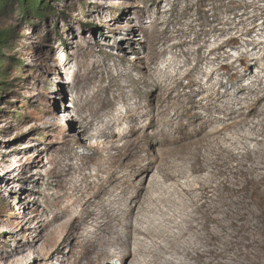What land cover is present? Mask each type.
<instances>
[{
    "label": "rangeland",
    "instance_id": "374dc122",
    "mask_svg": "<svg viewBox=\"0 0 264 264\" xmlns=\"http://www.w3.org/2000/svg\"><path fill=\"white\" fill-rule=\"evenodd\" d=\"M48 5L42 18L17 5L0 17L13 30L0 75V264H128L84 243L119 192L110 170L140 159L119 157L128 140L162 166L152 215L184 228L188 264H264V116L215 132L264 88V0ZM190 165L200 170L178 174Z\"/></svg>",
    "mask_w": 264,
    "mask_h": 264
},
{
    "label": "bare ground",
    "instance_id": "6f19581e",
    "mask_svg": "<svg viewBox=\"0 0 264 264\" xmlns=\"http://www.w3.org/2000/svg\"><path fill=\"white\" fill-rule=\"evenodd\" d=\"M259 91L256 93V100L254 103L255 105L250 108V111H248L247 113L239 114L243 116V118H240L241 120L239 119L231 123L223 124L222 126L215 129V132L221 133L222 129H226L234 123L246 121L245 118L255 110L258 116H264V101L261 102L264 99V88H260ZM169 95L170 88L165 87V95H163L162 99H159V101H161L160 105L156 108V116L158 114L161 115L162 113H165V110L169 105ZM162 101H165V104L162 105ZM256 104L259 106L258 108L256 107ZM132 114L133 116L131 117L133 119L137 118L136 112ZM153 116L151 117L152 119L150 118V122L153 120ZM169 119L173 120L174 117L170 115ZM260 121L261 120L259 119L257 123H259ZM152 125L155 126V124ZM107 128L112 129L113 125H106V131ZM105 129H101V131L99 132L102 133V135H107ZM129 130L134 131V127H123L119 129L118 135L125 136V133ZM114 134L115 132L112 129L110 135L113 136ZM118 149L119 157H121L123 154L127 155L130 152L129 157L131 156L136 157L135 159H140L134 160L135 162L133 163L129 162V160L123 159L120 163V171H114L113 168L110 170L111 183L116 180L114 178V174L116 172L120 173L119 179H117L116 184L113 185L114 188L119 189V192L117 193V196L115 198L110 200L111 204L113 205L110 206L109 212L105 210V205L102 203L101 206H103L104 213H99L98 218L100 220L94 219L91 223L97 231L93 236L94 240L92 241L90 239H85L84 243H86V245L90 246L91 248H94L90 251L98 256H101L100 259L104 257H121L128 260L131 257L130 262L132 263L129 262L128 264H188L187 260L193 258L194 256L191 253V248L189 249L188 247H186V245L179 247L178 244V242L181 241L179 240L180 237L184 236L185 234L184 228H181V230L175 232L174 220H171V222L168 223H163L160 221H156L155 217L152 215L154 213V209H156V201L159 200V196L157 195V193L162 188L160 182L161 180L159 178V176H162L160 175L162 166L160 165L157 157H140L137 146L131 145L129 143V140L126 141L125 144H123ZM198 154H195L194 156L195 162L199 161L200 156ZM199 170L200 168H198L197 166L190 165L187 168H181L177 171L178 174H183L186 171L194 174ZM129 173H132L134 176L133 181H131V185L133 186V189H135V191L134 195L127 199L126 195L129 193V190L123 185V183L124 180L128 178L127 175ZM163 177L170 178V172L163 173ZM147 180L148 184L146 185ZM104 189L105 188L102 187L101 191H104ZM182 190L186 193H189L190 191L193 192L195 188L192 189L191 187H182ZM163 197L160 196V198ZM101 234H108V236L103 237L101 236ZM139 235H141L142 237H140ZM107 245H111L113 246V248L107 249ZM179 256L181 258H179Z\"/></svg>",
    "mask_w": 264,
    "mask_h": 264
},
{
    "label": "trees",
    "instance_id": "16d2710c",
    "mask_svg": "<svg viewBox=\"0 0 264 264\" xmlns=\"http://www.w3.org/2000/svg\"><path fill=\"white\" fill-rule=\"evenodd\" d=\"M17 5L16 12L23 17L34 15L38 18L45 17L51 6L48 0H0V17L5 15L10 9ZM13 30L11 28H0V75L6 73L3 60V49L9 46L13 40ZM5 85L0 79V89Z\"/></svg>",
    "mask_w": 264,
    "mask_h": 264
}]
</instances>
